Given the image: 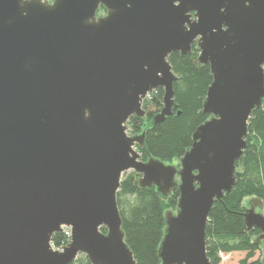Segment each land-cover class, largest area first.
<instances>
[{"label": "water", "instance_id": "1", "mask_svg": "<svg viewBox=\"0 0 264 264\" xmlns=\"http://www.w3.org/2000/svg\"><path fill=\"white\" fill-rule=\"evenodd\" d=\"M100 7L105 15L97 16ZM199 50L212 82L177 164L142 160L130 117L162 89L175 109L172 53ZM264 103V0H0V264H136L116 195L124 174L164 199L160 264H212L205 229L235 184L248 124ZM264 264V206L243 201ZM69 231L67 244L52 245Z\"/></svg>", "mask_w": 264, "mask_h": 264}, {"label": "trees", "instance_id": "2", "mask_svg": "<svg viewBox=\"0 0 264 264\" xmlns=\"http://www.w3.org/2000/svg\"><path fill=\"white\" fill-rule=\"evenodd\" d=\"M191 53L181 56L172 53L168 62L177 77L173 84L175 109L171 116L157 126L152 118L160 111L162 89L154 91L155 100L145 99L142 109L145 117L132 116L127 122L128 135L145 133L143 147L138 149L142 160L153 157L165 163L179 160L192 144L196 128L209 116L202 113V103L207 88L212 82L209 66L199 64V50L195 44ZM243 156L236 163L235 184L229 193L211 209L205 229L206 255L212 264H220V254L244 252L238 264H262L254 258L261 252L254 244L257 229L248 230L243 220V201L260 199L264 206V103L252 112L245 138ZM139 176L134 172L123 175L116 195L122 221L124 240L131 250L136 264H160L158 249L163 238L166 211H175L179 192L173 189L166 199L155 190L138 185ZM69 241L64 233L52 237L54 248H61ZM71 264H90L84 255H79Z\"/></svg>", "mask_w": 264, "mask_h": 264}, {"label": "rangeland", "instance_id": "3", "mask_svg": "<svg viewBox=\"0 0 264 264\" xmlns=\"http://www.w3.org/2000/svg\"><path fill=\"white\" fill-rule=\"evenodd\" d=\"M173 163L177 164L178 160H174ZM243 205L245 207V204H243ZM245 208H247V207H245ZM172 212L175 213V211H172ZM263 214H264V210H263ZM262 245H264V244L262 243ZM262 255H263L262 250L260 253L256 252L253 259L258 258V257L260 259H262ZM220 257H221V263L220 264H238V262L245 257V253L244 252H234V253H229V254H220Z\"/></svg>", "mask_w": 264, "mask_h": 264}, {"label": "flooded vegetation", "instance_id": "4", "mask_svg": "<svg viewBox=\"0 0 264 264\" xmlns=\"http://www.w3.org/2000/svg\"><path fill=\"white\" fill-rule=\"evenodd\" d=\"M105 13H106L105 9L103 7H100L99 11L97 12V16H103V15H105ZM261 243H263V242H261Z\"/></svg>", "mask_w": 264, "mask_h": 264}, {"label": "built area", "instance_id": "5", "mask_svg": "<svg viewBox=\"0 0 264 264\" xmlns=\"http://www.w3.org/2000/svg\"><path fill=\"white\" fill-rule=\"evenodd\" d=\"M64 233L69 237V231L68 230H64Z\"/></svg>", "mask_w": 264, "mask_h": 264}]
</instances>
